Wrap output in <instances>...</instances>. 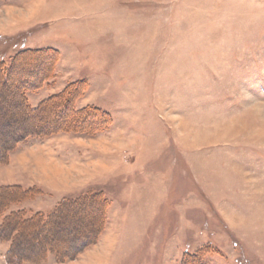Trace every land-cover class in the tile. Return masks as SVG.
Segmentation results:
<instances>
[{
	"label": "rangeland",
	"instance_id": "rangeland-1",
	"mask_svg": "<svg viewBox=\"0 0 264 264\" xmlns=\"http://www.w3.org/2000/svg\"><path fill=\"white\" fill-rule=\"evenodd\" d=\"M0 264H264V0H0Z\"/></svg>",
	"mask_w": 264,
	"mask_h": 264
},
{
	"label": "trees",
	"instance_id": "trees-1",
	"mask_svg": "<svg viewBox=\"0 0 264 264\" xmlns=\"http://www.w3.org/2000/svg\"><path fill=\"white\" fill-rule=\"evenodd\" d=\"M6 75V74H5Z\"/></svg>",
	"mask_w": 264,
	"mask_h": 264
}]
</instances>
